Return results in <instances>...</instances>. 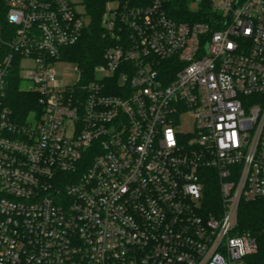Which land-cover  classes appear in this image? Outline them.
Returning <instances> with one entry per match:
<instances>
[{"label":"built area","instance_id":"built-area-1","mask_svg":"<svg viewBox=\"0 0 264 264\" xmlns=\"http://www.w3.org/2000/svg\"><path fill=\"white\" fill-rule=\"evenodd\" d=\"M91 1L0 0V264H246L259 244L240 203L264 199V0H95L103 60L64 81ZM16 91L37 97L25 117Z\"/></svg>","mask_w":264,"mask_h":264},{"label":"trees","instance_id":"trees-1","mask_svg":"<svg viewBox=\"0 0 264 264\" xmlns=\"http://www.w3.org/2000/svg\"><path fill=\"white\" fill-rule=\"evenodd\" d=\"M90 3L89 13L93 17L92 23L85 31L82 39L76 45L70 46L67 53V59L78 64L84 70H90L96 64L102 62L106 45L103 28L100 25L102 4L97 3L95 0ZM181 6L184 8L183 10H186L189 4L184 2ZM174 16L178 19H186L181 12L174 13ZM197 18L202 20V15H198ZM0 21H3V19L1 18ZM15 96L14 103L23 114L22 117L27 116L36 107V95L16 91ZM219 198L218 184L211 179V183L205 192V202L210 210H213L219 204ZM238 228L240 232H250L259 244L258 251L245 258L246 264H264V199L241 201Z\"/></svg>","mask_w":264,"mask_h":264},{"label":"rangeland","instance_id":"rangeland-1","mask_svg":"<svg viewBox=\"0 0 264 264\" xmlns=\"http://www.w3.org/2000/svg\"><path fill=\"white\" fill-rule=\"evenodd\" d=\"M80 2V0H79ZM191 7H199L200 4L190 2L189 6ZM77 10L82 13L85 16V19L88 21L87 16V5L79 3L77 4ZM29 64H31V61H28ZM77 67L76 63L70 62L67 58L63 61L57 62V72H58V78L63 79L64 81H71L74 82L78 78V72L75 70ZM106 75V72H97L96 76L98 78H104ZM177 131L183 135L192 134L195 132V126H194V119L190 112H187L183 115V117L180 120V123L177 127Z\"/></svg>","mask_w":264,"mask_h":264},{"label":"snow or ice","instance_id":"snow-or-ice-1","mask_svg":"<svg viewBox=\"0 0 264 264\" xmlns=\"http://www.w3.org/2000/svg\"><path fill=\"white\" fill-rule=\"evenodd\" d=\"M169 140H171V133H169Z\"/></svg>","mask_w":264,"mask_h":264}]
</instances>
